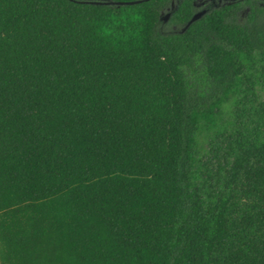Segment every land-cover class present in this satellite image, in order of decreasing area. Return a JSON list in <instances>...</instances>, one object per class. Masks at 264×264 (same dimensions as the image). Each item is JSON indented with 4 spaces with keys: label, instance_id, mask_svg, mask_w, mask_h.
<instances>
[{
    "label": "trees",
    "instance_id": "trees-1",
    "mask_svg": "<svg viewBox=\"0 0 264 264\" xmlns=\"http://www.w3.org/2000/svg\"><path fill=\"white\" fill-rule=\"evenodd\" d=\"M170 1L0 0V264H264V1Z\"/></svg>",
    "mask_w": 264,
    "mask_h": 264
},
{
    "label": "flooded vegetation",
    "instance_id": "flooded-vegetation-1",
    "mask_svg": "<svg viewBox=\"0 0 264 264\" xmlns=\"http://www.w3.org/2000/svg\"><path fill=\"white\" fill-rule=\"evenodd\" d=\"M79 2H83V3H96V4H111L112 0H76ZM181 1V0H180ZM179 0H171L169 3V6L166 7L165 9L168 11L167 15L163 18V25L168 27L172 22H171V16L173 14V12L176 10V8L178 7ZM195 1L193 0V4L195 5ZM202 6V9L200 11H196L193 15V17H197L200 18L203 15H205L207 12H209L210 10L217 8V7H221L224 5H228V4H232L234 2H237L238 0H210L209 3H206L208 0H200ZM196 8V7H195ZM162 14V12H161ZM161 14L159 16V20L161 18ZM166 22V24H165ZM176 25L173 24L172 28H175Z\"/></svg>",
    "mask_w": 264,
    "mask_h": 264
},
{
    "label": "rangeland",
    "instance_id": "rangeland-1",
    "mask_svg": "<svg viewBox=\"0 0 264 264\" xmlns=\"http://www.w3.org/2000/svg\"><path fill=\"white\" fill-rule=\"evenodd\" d=\"M200 2H201L200 0L195 1L194 6L196 7L197 12L200 11L202 9V6H203ZM209 2H210V0H208L206 3H209ZM259 6L261 8H264V4H259ZM167 13H168V11L166 9L162 11L161 18H160V20L156 26L157 31L162 33V34L182 31L185 28L184 25H176L175 28H172L173 23H171L168 27L163 25V23H162L163 18L167 15ZM244 16H245V11L241 10L237 15V21L242 23L244 21V18H245ZM262 18H264V17H262ZM262 21L264 22V19H262ZM165 24H166V22H165Z\"/></svg>",
    "mask_w": 264,
    "mask_h": 264
},
{
    "label": "water",
    "instance_id": "water-1",
    "mask_svg": "<svg viewBox=\"0 0 264 264\" xmlns=\"http://www.w3.org/2000/svg\"><path fill=\"white\" fill-rule=\"evenodd\" d=\"M141 1H148V0H135V1H126V2H114V1H112L111 4L112 5H131L134 3H139ZM261 1H264V0H261ZM196 19H197V17H192L191 22L196 20Z\"/></svg>",
    "mask_w": 264,
    "mask_h": 264
}]
</instances>
